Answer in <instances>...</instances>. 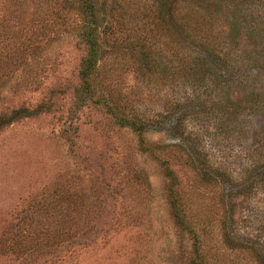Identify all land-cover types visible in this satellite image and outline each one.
<instances>
[{"label":"rangeland","instance_id":"374dc122","mask_svg":"<svg viewBox=\"0 0 264 264\" xmlns=\"http://www.w3.org/2000/svg\"><path fill=\"white\" fill-rule=\"evenodd\" d=\"M202 1L186 8L183 0H98L110 31L97 96L146 111L149 140L182 150L170 166L205 264H256L237 239L264 244V191L233 194L253 182L241 179L264 140V112L232 109L246 104L248 90L264 92V0H216L211 18ZM76 2L0 0V117L30 111L0 123V264H189L193 237L173 219L159 162L103 105H75L85 55ZM219 65L252 77L243 92L225 89L217 119L214 75L200 73ZM181 125L182 135L173 131ZM192 140L197 167L183 152ZM203 167L234 182L223 179L225 190L211 184Z\"/></svg>","mask_w":264,"mask_h":264},{"label":"trees","instance_id":"16d2710c","mask_svg":"<svg viewBox=\"0 0 264 264\" xmlns=\"http://www.w3.org/2000/svg\"><path fill=\"white\" fill-rule=\"evenodd\" d=\"M215 1L216 0L202 1L203 4L206 3L205 5H207L205 6L203 13L209 18L218 15V13L220 12V10L212 8L214 6L212 4H214ZM183 3H185L187 8L189 4L193 5L195 3V0H183ZM75 7L77 11V16L79 17V22L74 27L75 29L74 31L76 32L77 40L85 49V55L81 59L80 67H79L80 85L75 90L76 107L83 106L89 102L103 105L106 108V111L112 116L115 123L119 127L128 129L130 132L134 134L140 152L144 154L148 153L159 162L161 173L163 174L164 178L167 179L169 192L170 194H172L170 211L173 215V219L175 223L179 226V228H181V231H184L185 233H190L193 237L192 246H193L194 255L189 259V264H205L203 260V254L201 253L202 250L200 248L201 247L200 244L203 242V240L198 236L195 229L189 227L188 222L184 217V213L182 210L183 205L181 206V202L179 201L178 195L176 194V186L180 180L176 172L170 166L171 158H174L175 156H179L180 154H182V150L179 148V146H177L178 149L177 152H180V154L176 155V153L173 152L172 150L169 149L163 150L164 148H166L165 146L161 147L159 143H154L149 140L147 134L149 132L148 127H150V125L148 122L151 121V119H149L150 117L146 114V111L134 112L129 108H126L125 104L123 105L118 103L110 104L109 102H107V99H104L103 97L101 98L99 95L97 96V87L95 83L99 76V64L101 63L103 57L106 54V44L108 42L107 33L108 31H110V26L108 22L105 21V17H104L105 5L103 4L100 5L98 3V0H77ZM190 9L194 10L193 8ZM172 13L173 12H169L170 15ZM192 13L193 12H190L189 10L186 11V14L189 15L190 19ZM175 26L180 31L189 30V27L186 23L184 24V27H182L181 25L175 22ZM112 33L113 32L110 33L111 36L109 37L114 38ZM140 47L143 49L145 45L143 44ZM143 51H144L143 52L144 57L147 58L148 54L145 52L144 49ZM145 65H146L145 67L148 70H151L150 64H145ZM212 68L213 67L207 68L206 66V68L201 70L202 72L200 73V77L202 80L203 77L208 76V74L210 75V73L214 75L215 81H212L213 84L211 83L212 85H214L212 89H215L217 93L218 92L219 93L214 96L215 100L211 103L210 109L212 110L211 114H213L215 118L220 119L222 117L221 111L223 108H219L220 110L219 112H213V111L214 109H216L215 108L216 104L218 103L225 89L235 88L240 92L241 91L243 92L244 87L242 88L241 86H246V83L248 82V78H251L252 75L249 74L247 76L244 74L243 71L233 70L234 68L232 67H230V70L226 74L221 72L224 70L223 66L219 65V67L214 70H211ZM212 89L209 91L212 92ZM263 93L253 89L248 90V96L246 94V98H245L246 104L244 106H241V108L240 105L239 107L233 108L232 110L234 112L232 113V116L238 114L241 111L249 113L250 109L253 108L255 110L254 112H257V114H259V116L262 118L263 117L262 113L264 112ZM226 105H228L229 107L230 106L233 107L238 105V103L228 98ZM238 108L240 109L237 111ZM29 112L30 111L25 107H20L17 110L13 109L9 114H5L4 116L0 117V123L9 122L15 119L16 117H19L20 115L21 116L25 115ZM237 117H232V118L236 119ZM238 120L241 121L240 119ZM164 122H165V117H163L162 119V123ZM181 129H182V125L180 127L177 126L173 127V131L179 133L180 135H182ZM191 142L193 147L191 153H188V151L184 149L183 152L185 151L184 155L187 163L191 164L194 162L195 167H197L200 165V164L197 165L198 164L197 160L199 159L198 156H196L197 155L196 150L199 148L198 146L199 143L198 142L194 143L193 140ZM251 163L252 166L248 167L245 170L246 171V173H244L245 176L241 180L249 181L250 179H253V182H250L249 186L246 187H244L242 184H239L240 187L236 188L233 194L234 196H236V198H241L243 196L248 197L250 196V194L253 195L256 194L257 192L264 191V140L259 142L258 155L256 157V160H252ZM203 169H205V167H203ZM205 170L206 171L204 172V177L209 178L211 184L219 183L220 186L223 187V183H225L223 179H225L226 181H229L230 179V182L233 181L232 176H230V174H228L227 172H224L225 170L224 171H220L219 169L217 170L205 169ZM255 174L257 176L254 178ZM235 181H237V179ZM227 184L228 183L226 182L225 185ZM223 189L225 190V187H223ZM226 239L228 240L229 244H234L230 241L229 238ZM237 242L239 243L238 245L241 248L249 251V253L255 258L256 264H264V244H261L259 240L244 239V238H238Z\"/></svg>","mask_w":264,"mask_h":264}]
</instances>
